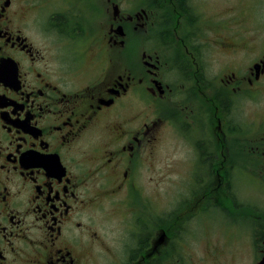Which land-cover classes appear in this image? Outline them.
Instances as JSON below:
<instances>
[{
    "label": "flooded vegetation",
    "instance_id": "af4514ba",
    "mask_svg": "<svg viewBox=\"0 0 264 264\" xmlns=\"http://www.w3.org/2000/svg\"><path fill=\"white\" fill-rule=\"evenodd\" d=\"M212 2L0 0V264H191L185 240L226 219L264 264V202L244 185L264 182V111L253 135L245 109L263 99L264 49L245 55L264 37L247 6ZM166 138L197 188L154 213L141 182Z\"/></svg>",
    "mask_w": 264,
    "mask_h": 264
},
{
    "label": "rangeland",
    "instance_id": "374dc122",
    "mask_svg": "<svg viewBox=\"0 0 264 264\" xmlns=\"http://www.w3.org/2000/svg\"><path fill=\"white\" fill-rule=\"evenodd\" d=\"M213 1L214 2H212V4L209 6L212 15H221L224 17H227L230 14V8L236 9V12L234 14H240L241 10L237 8H240L242 5L247 6L250 9L253 4L258 11L257 14L260 17L259 19L262 21L263 27H259L260 25L258 21L255 22L253 10L252 12L249 9L248 11L246 10L248 13V18H245V20H247L248 23L250 37H264V0ZM220 29L221 28L217 26L216 30L218 32ZM263 49L264 42L260 44L254 42L253 44H251V53L245 55V59H247L246 62L251 63L256 55H258L260 51H263ZM219 51L220 49H217L216 52L212 51V60L214 61L213 68L216 69L217 73H219L222 67H224V65H221V63L219 62V58L224 57L219 53ZM229 54L230 53H227V59H224V57L220 60L226 61L227 63L234 62V54ZM245 109L248 117V122L250 124V134L254 135L253 131H255V128L258 125L257 123L262 117V111H264V95L261 102H257L256 99L249 98L248 103H246L245 105ZM172 141H174L173 138H166L163 141L159 142V144L155 147V153L150 168L147 167V169L144 170V177L141 182V188H145V191L153 195L156 201V203H152L154 213L162 210L161 203H164L165 201H169L170 203L175 205L178 198L177 196H180L179 192L183 194L185 200L189 198L191 193H195V191H191L195 188L196 183L188 180L184 181L183 185H178L181 183L176 182L178 180L177 177L179 176L178 174L180 173V171L185 170V166L178 164V160L184 158V151L180 147L178 148L174 146L172 144ZM171 158H173V161L170 160ZM259 162L260 155L250 153L249 173L256 171L255 165L258 166ZM244 185L245 195L250 201L255 202L257 205H260L262 204V202H264V182L262 180L259 181L257 180V178L253 179L249 177L244 182ZM166 190H168V192H165ZM206 190H208V188H206ZM201 194L202 192L199 195ZM216 199L218 201L222 200L223 198L221 197V195L217 194ZM190 205L193 206V201H191ZM216 212L220 213L219 211ZM226 222L227 219L224 223H208L202 228L200 227L201 230L198 237L197 234H195L196 236L185 240V253L189 254L191 258V264H193L192 259H194L196 264H249L251 257L250 254H248L247 241L236 240L235 231L231 228H227ZM191 233L192 232L188 234ZM214 249L219 250V252L216 251L217 253H219L218 258L210 256V253L213 252Z\"/></svg>",
    "mask_w": 264,
    "mask_h": 264
},
{
    "label": "bare ground",
    "instance_id": "6f19581e",
    "mask_svg": "<svg viewBox=\"0 0 264 264\" xmlns=\"http://www.w3.org/2000/svg\"><path fill=\"white\" fill-rule=\"evenodd\" d=\"M213 56V55H212ZM254 64V63H253ZM244 75V74H243ZM232 82V81H231ZM205 119V118H204ZM202 121V120H201ZM203 122V121H202ZM232 123V122H231ZM249 124V123H248ZM250 125V124H249ZM239 127V126H238ZM241 130V129H240ZM241 132V131H240ZM248 132V131H247ZM242 135V134H241ZM247 135V134H246ZM246 141H247V139H246ZM235 146V145H234ZM253 153V152H252ZM259 154V153H258ZM242 158V157H241ZM238 159V158H237ZM243 160V159H242ZM238 160H236V162H237ZM240 161V160H239Z\"/></svg>",
    "mask_w": 264,
    "mask_h": 264
}]
</instances>
